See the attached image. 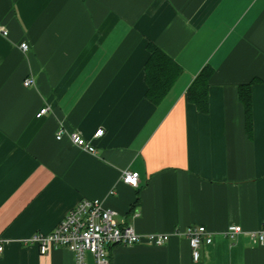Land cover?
<instances>
[{"label": "crops", "instance_id": "obj_1", "mask_svg": "<svg viewBox=\"0 0 264 264\" xmlns=\"http://www.w3.org/2000/svg\"><path fill=\"white\" fill-rule=\"evenodd\" d=\"M149 44L182 69L158 104L147 97ZM207 66L203 113L188 91ZM248 84L251 132L239 100ZM124 172L138 173L137 187ZM85 199L140 235L216 234L198 263L173 236L115 246L111 264H264L250 239L264 227V0H0V264H76L67 249L42 255L27 242ZM232 225L244 234H220Z\"/></svg>", "mask_w": 264, "mask_h": 264}, {"label": "built area", "instance_id": "obj_2", "mask_svg": "<svg viewBox=\"0 0 264 264\" xmlns=\"http://www.w3.org/2000/svg\"><path fill=\"white\" fill-rule=\"evenodd\" d=\"M7 36L6 32H3ZM27 44L21 45V50L28 51ZM33 80H26L24 86L30 87ZM49 107L40 110L37 117L49 113ZM105 135L104 129H98L94 134V140H99ZM66 133L60 131L56 138L62 140ZM69 140L91 154L96 153L92 140H87L79 134L67 135ZM138 173L124 172L123 181L133 187L138 186ZM114 212L103 207L100 201L82 200L49 234H35L27 243L38 246L40 254L47 255L55 249H67L75 256L76 264H111L110 249L115 246H134L148 244L161 247L166 245L173 236L186 237L192 250L195 263L201 261L200 249L202 246L213 244L216 234L205 227H190L185 231L177 230L173 234H149L140 235L132 226L119 225L114 219ZM221 235L227 238H238L244 234L241 227L232 225ZM250 239L254 243L264 245V227L258 232H252ZM4 252V243L0 239V256Z\"/></svg>", "mask_w": 264, "mask_h": 264}, {"label": "trees", "instance_id": "obj_3", "mask_svg": "<svg viewBox=\"0 0 264 264\" xmlns=\"http://www.w3.org/2000/svg\"><path fill=\"white\" fill-rule=\"evenodd\" d=\"M151 57L146 64L147 97L155 104L162 101L180 76L181 67L158 47L149 44ZM213 69L205 67L188 91L189 101L203 113L209 111V81ZM239 100L245 107L248 132L253 127V108L251 84L239 88Z\"/></svg>", "mask_w": 264, "mask_h": 264}]
</instances>
